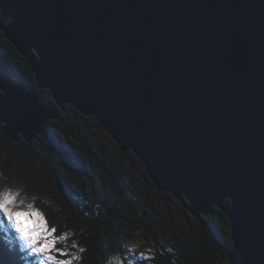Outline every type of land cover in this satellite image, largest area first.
<instances>
[{"label": "water", "instance_id": "95a60500", "mask_svg": "<svg viewBox=\"0 0 264 264\" xmlns=\"http://www.w3.org/2000/svg\"><path fill=\"white\" fill-rule=\"evenodd\" d=\"M0 32L37 86L0 65L5 139L54 144L71 106L132 152L228 264H264V0H0ZM214 209L230 249L204 219Z\"/></svg>", "mask_w": 264, "mask_h": 264}, {"label": "trees", "instance_id": "16d2710c", "mask_svg": "<svg viewBox=\"0 0 264 264\" xmlns=\"http://www.w3.org/2000/svg\"><path fill=\"white\" fill-rule=\"evenodd\" d=\"M0 38V65L5 68L14 82L37 91L34 76L26 59L16 52L1 32ZM41 93L45 100L52 101L48 90H42ZM52 124L54 129L62 135V138L56 137L54 144H50L43 137L35 139L31 146L23 141L14 144L5 139L1 132L0 135L3 141L10 142L15 149L27 154L31 165L47 168L53 176L54 184L58 190L60 189L59 192L61 191L62 203L69 211H74L71 214L73 219L69 218L65 225L72 233L74 241L83 249L78 256L79 264H109L112 253L117 251L119 256H122L124 249L121 245L128 242H140L148 246L151 254L143 260V264H228L225 251L211 240L205 227L197 220H194L196 228L193 233L178 231L166 203L171 198L167 193L158 192L159 196L165 200L164 207L159 210L158 219L151 218L148 221L141 219L135 222V213L127 208L128 206L130 208L128 204H132L126 196L129 187L127 188L125 183L122 184L119 173L115 174L114 170L109 169L112 160L104 141L114 147L117 152L118 159H114L113 164L121 167V163L127 161L132 164V167L136 165L140 168L148 189L154 191L155 188L146 175L142 163L129 151L120 153L92 117L82 116L67 105L60 113L59 119ZM94 125L100 133H104L103 139L96 143L93 142L92 135L98 138L99 133L92 132ZM73 143L76 148L72 145ZM91 147H95L94 150H97L102 157L99 163L104 171L100 175H96L93 170V166L97 168L95 163H99L94 158ZM77 153H81L84 159L87 158L89 164H85ZM65 158L73 163L72 167L87 177L89 192H84V189H79L78 186L74 188L67 186L57 169L58 165L63 166V162L67 160ZM118 171L121 172V168H118ZM72 173L75 172L72 171ZM44 175H46L45 170ZM112 188L114 191L110 193ZM113 194L116 196L113 197ZM105 200L114 202L116 206L111 216H108L100 206ZM112 205L109 204V207ZM175 205L178 210L186 212L177 201ZM225 205L229 206V203L226 201ZM50 212L47 214L50 223L58 228L61 227L62 222H58ZM204 219L215 228L223 245L230 249L232 244L227 233L229 223L226 215L215 209L212 216ZM26 253L11 232L6 228H0V264H29L24 258ZM30 264L34 263L30 262Z\"/></svg>", "mask_w": 264, "mask_h": 264}, {"label": "rangeland", "instance_id": "374dc122", "mask_svg": "<svg viewBox=\"0 0 264 264\" xmlns=\"http://www.w3.org/2000/svg\"><path fill=\"white\" fill-rule=\"evenodd\" d=\"M96 131L99 133L98 138L97 136L94 137L92 135V140L95 143L98 140L103 139L104 135V133H100L97 130V127L94 125L92 132L94 133ZM55 132L57 134V137L59 136L60 138H62V135L59 132H57L56 130ZM1 137L2 136L0 135V192L6 189H11L12 191H17L21 194L19 199L23 200L25 204L34 203V206L43 213L48 226L50 228L54 227L56 229V236L70 233V235H68L65 240L60 241L56 244L57 248H63L68 253V255L58 258L70 259L72 254L78 257L79 253L81 252V246H79V244L74 241L72 233L69 232L65 225V222H68L69 218L73 219V216L71 214H73L74 211H69L62 203L60 195L61 191L59 192L60 189L58 190V188L54 184L53 176L47 168L43 169V167L41 166L34 167L33 165H31V160H29L30 158L27 154H25L22 150L15 149L10 144V142L3 141ZM72 145L76 148V145L74 143ZM104 145L108 148L110 159L112 161L114 159H118V155L114 150V147L109 145L106 141H104ZM94 148L95 147H91L92 152L94 153V158L97 159L99 163L102 157L99 155L97 150H94ZM77 155L85 164H89L88 159H84L81 153H77ZM112 161H110V168H108L114 170L115 174L119 173V178H121L122 184L124 185L125 183L127 188L129 187L126 196L132 204H128L130 205V208L129 206L127 208L130 209L129 211L135 213V222H138V220L141 219H143L144 221H148L151 218L158 219L159 210H162L165 202V200L161 196H159V191H157L156 189L154 191L148 189L146 182L142 176V172L136 165L133 164L134 166L132 167L131 163L123 161L121 163V167H119L118 164H113ZM72 164L73 163H71L70 160L67 159L63 162V166L58 165L57 167L61 176L65 180V183L68 187L74 188L75 186H78L79 189H84V192H89V181L87 177L83 176L79 171L72 167ZM95 165L97 166V168L93 166L94 173L96 175H100L101 173H103L104 169L102 168L100 163H95ZM117 167L121 168V172L118 171ZM44 170L46 175H44ZM72 171L75 173L73 174ZM113 191L114 190L112 188V191H110V193ZM114 196L116 195L113 194V197ZM175 202L176 200L171 196V198H169L166 203L170 214L176 223L178 231H181L183 233H188L191 231L193 233L196 228L194 222L195 218L188 211L184 213L178 210L176 208ZM108 203L110 205H114V202L108 201ZM122 207L123 206L121 205V208ZM49 211H51L50 213H52L56 217V220L58 222H62L61 227L58 228L56 225L53 226L50 223L47 218V214ZM6 223L7 222L5 221V225ZM8 231L11 232L10 230ZM227 233L229 234V230ZM11 234L15 236L13 232H11ZM19 245L24 251L27 252L24 258L27 259V262L29 264L30 262L39 264L38 258L34 257L30 252L24 249L20 242ZM121 247H123L124 249L123 255L119 256L118 252L114 251L110 257L109 264H143V260L148 258V256L151 254L148 246L140 242H128L122 244ZM79 263V258L72 260V264Z\"/></svg>", "mask_w": 264, "mask_h": 264}, {"label": "snow or ice", "instance_id": "6c2138e0", "mask_svg": "<svg viewBox=\"0 0 264 264\" xmlns=\"http://www.w3.org/2000/svg\"><path fill=\"white\" fill-rule=\"evenodd\" d=\"M20 195L11 189L0 192V228L13 232L14 239L38 258L39 264H72V260L78 257L72 254L70 259H60L58 257L68 253L65 249L56 247V244L65 240L70 233L56 236V229L48 226L43 213L34 203L25 204L19 199Z\"/></svg>", "mask_w": 264, "mask_h": 264}, {"label": "bare ground", "instance_id": "6f19581e", "mask_svg": "<svg viewBox=\"0 0 264 264\" xmlns=\"http://www.w3.org/2000/svg\"><path fill=\"white\" fill-rule=\"evenodd\" d=\"M30 89H31V88H30ZM101 203H102V202H101ZM100 206H101L102 208L104 207V206L101 205V204H100ZM112 206H114V205H112ZM105 207H106V206H105ZM105 207H104V208H105ZM107 208H108V209L111 208V207H109V204L107 205ZM105 212H106V211H105Z\"/></svg>", "mask_w": 264, "mask_h": 264}]
</instances>
